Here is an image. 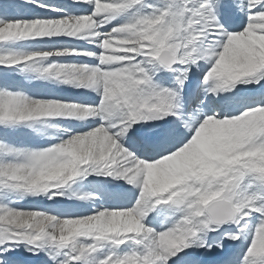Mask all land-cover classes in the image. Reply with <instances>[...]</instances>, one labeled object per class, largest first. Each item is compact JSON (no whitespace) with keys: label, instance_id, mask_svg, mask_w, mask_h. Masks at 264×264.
<instances>
[{"label":"snow or ice","instance_id":"1","mask_svg":"<svg viewBox=\"0 0 264 264\" xmlns=\"http://www.w3.org/2000/svg\"><path fill=\"white\" fill-rule=\"evenodd\" d=\"M0 264H264V0H0Z\"/></svg>","mask_w":264,"mask_h":264},{"label":"bare ground","instance_id":"2","mask_svg":"<svg viewBox=\"0 0 264 264\" xmlns=\"http://www.w3.org/2000/svg\"><path fill=\"white\" fill-rule=\"evenodd\" d=\"M55 2H59V0H55Z\"/></svg>","mask_w":264,"mask_h":264},{"label":"rangeland","instance_id":"3","mask_svg":"<svg viewBox=\"0 0 264 264\" xmlns=\"http://www.w3.org/2000/svg\"><path fill=\"white\" fill-rule=\"evenodd\" d=\"M53 2H55V0H53Z\"/></svg>","mask_w":264,"mask_h":264}]
</instances>
